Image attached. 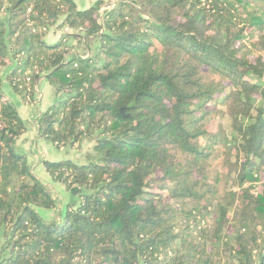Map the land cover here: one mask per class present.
<instances>
[{
  "label": "trees",
  "instance_id": "obj_1",
  "mask_svg": "<svg viewBox=\"0 0 264 264\" xmlns=\"http://www.w3.org/2000/svg\"><path fill=\"white\" fill-rule=\"evenodd\" d=\"M238 1L118 0L100 18L103 0H0V264H264V56L240 46L246 29L264 46V16ZM59 21L83 34L48 42ZM42 76L38 138L93 142L87 162L42 160L49 185L8 97L32 103ZM53 189L71 198L47 221ZM210 213L198 242L175 231Z\"/></svg>",
  "mask_w": 264,
  "mask_h": 264
},
{
  "label": "rangeland",
  "instance_id": "obj_2",
  "mask_svg": "<svg viewBox=\"0 0 264 264\" xmlns=\"http://www.w3.org/2000/svg\"><path fill=\"white\" fill-rule=\"evenodd\" d=\"M117 1L118 0H103V4H102L100 11H99L100 18H101L102 13L104 12V10L111 9L113 4H115ZM75 2H76V5L78 8L83 9V8H87V7L91 6L93 3L96 2V0H75ZM236 6H237V9L239 10V13L241 14V18L246 19V18L252 17V16H257V17H263L264 16V1L263 0H239L236 3ZM0 16L1 17L4 16L3 11H0ZM60 22L61 21H59L56 25H54L53 27H51L45 31L44 38L48 42L56 41L61 36V32H62L61 29L62 28H61V26H59ZM243 25L244 24L240 23L239 27H241ZM71 32L82 33V31L76 30V29H73ZM258 36L259 35L256 33L250 34L249 30H247V29L245 30V37L241 41L240 46L242 47V50L244 52H248V55H250V56H252L253 54H256V55L262 54L264 56V46L261 43ZM68 45L70 47H73L74 49L78 50V52L81 54L86 53V47L83 45L82 42H79L78 40H70L68 42ZM43 81L44 80L40 81L39 84H37L40 91L42 90L41 86H42ZM36 92L37 91L35 90L34 101H35L36 96L38 95V93L36 94ZM54 93H55V90H54ZM47 95H50V93L47 92ZM47 95L45 94V96L42 100V103H44L45 100L50 101L49 100L50 97L48 98ZM34 101L32 103H34ZM29 104H31V103H29ZM218 123H223L224 125H227L229 123V120L225 117L222 118V117L216 116L215 119H211V122L209 123V129L212 131H215ZM92 145H93V142L84 140L81 143H79L78 145L77 144L74 145L73 147L70 145H66L64 147H61V148H59L60 151L56 150L54 154H57V155L62 154L61 159L70 158V159L75 160L76 162H79V163L87 162L92 157L91 153H89L91 148H92ZM28 150L30 151L29 154H31L32 156L33 155L35 156V157L33 156V158H35V160H39L38 162L42 161L43 155L41 152H37L38 149L36 146H33V144H32V148L30 149V147H29ZM23 152H25V151H23ZM26 154L28 156V153H26ZM50 154H51V152L49 153V155ZM63 155H66V156H63ZM29 157L31 158L30 155H29ZM32 161H33V159L31 160V163L33 165L34 161L33 162ZM31 171L35 175H36V173L38 175H40V173L42 172L41 168H36L35 169L36 173L33 170H31ZM224 172H225V170H224ZM47 180L48 179H46L45 182ZM48 181H50V180H48ZM153 186L156 188L153 190H157L158 183H153ZM56 190H54V189L52 190L53 197L56 199V202H57L56 209L52 210L53 219H57V218L59 219L60 218V214L65 207V203H66L67 199L70 197L69 194H67L65 191L64 192L62 191V194H63V196H62V195H60V192L58 191V189H56ZM163 192H164L163 196L166 197V191H163ZM37 211H38V214L44 220L50 218V216H47L49 210L38 208ZM211 216H212L211 213L208 214L207 218L205 220L201 221V224H199L197 226V228H195L194 224H192L191 227L189 228V230L185 229V223L184 222L179 221L176 223L175 231L179 232V233L183 232L185 237L192 239L195 242H198L199 236H200V230L201 229L203 230V228L208 229L209 226L211 225V223H212V217ZM186 233H188V234L186 235ZM215 264H226L225 259H222V254H221L220 258L216 259Z\"/></svg>",
  "mask_w": 264,
  "mask_h": 264
},
{
  "label": "crops",
  "instance_id": "obj_3",
  "mask_svg": "<svg viewBox=\"0 0 264 264\" xmlns=\"http://www.w3.org/2000/svg\"><path fill=\"white\" fill-rule=\"evenodd\" d=\"M42 80L44 81L42 82V86H41L42 90L40 91L37 84H39V82ZM37 84H36L35 90L37 91L36 94L38 93V95L36 96L34 103H31V104L25 103L18 96L12 95V94H9L8 97H10L11 100L13 101L14 105L16 106L18 110L20 117L25 121L26 127H27L26 132L19 138L17 142V147L21 151H25L26 153H28V158H29L30 163H31V160L33 159L34 164L31 166V168L35 173H36L35 171L36 168H41L42 172L40 173V175L36 173V176H38V178L42 182L49 185L50 181L48 180H50V177L44 171L41 161L38 162L39 160H35V158H33L34 155L32 156L31 154H29L30 151L28 150V148L30 147L31 149L32 144L33 146H36L38 149L37 152H41L43 155L42 160H45V159L60 160L62 158V154H59V155L54 154L56 150L58 151L60 150L54 148L51 144L45 142L44 140L39 139L37 135V130H36V119L39 113L43 111L49 104L52 103L55 93H54L53 87L45 80L44 76H42L38 80ZM47 92H49L50 95H47ZM45 94L47 95L48 98L50 97L49 98L50 101L45 100L44 103H42V100ZM50 152L51 154L49 155ZM29 155L31 156L32 159L29 157ZM63 156H66V155H63ZM46 179L48 180L45 182ZM47 216H50L49 219H46L47 221H50L51 219H53L52 211H49Z\"/></svg>",
  "mask_w": 264,
  "mask_h": 264
},
{
  "label": "built area",
  "instance_id": "obj_4",
  "mask_svg": "<svg viewBox=\"0 0 264 264\" xmlns=\"http://www.w3.org/2000/svg\"><path fill=\"white\" fill-rule=\"evenodd\" d=\"M62 31H63V32H71L72 29L69 28V27H64V28L62 29Z\"/></svg>",
  "mask_w": 264,
  "mask_h": 264
}]
</instances>
